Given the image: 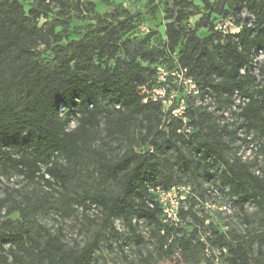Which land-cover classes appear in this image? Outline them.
<instances>
[{"label":"trees","instance_id":"16d2710c","mask_svg":"<svg viewBox=\"0 0 264 264\" xmlns=\"http://www.w3.org/2000/svg\"><path fill=\"white\" fill-rule=\"evenodd\" d=\"M58 1L67 7L66 1ZM201 1L209 10L198 21L210 26L205 36L187 26L191 1L163 0L168 22L166 43L160 48L145 42L134 46L123 37L132 29L129 18L134 16L127 10L114 11L109 21L99 19L100 37L63 43L56 31L60 19L50 21L52 0L32 1L28 8L24 0H0V174L16 173L27 183L43 182L50 188L38 199L27 193L11 202L0 198V264H10V254L17 264H98L95 255L102 239L123 235L117 220L137 241L146 238L138 232L143 221L159 258L180 250L185 264L200 262L201 229L212 231L210 241L228 247L224 264H264V231H219L211 221L205 223L206 216L196 214V201L183 211L185 224L174 227L162 221L158 205L150 204L155 202L152 187L190 183L203 197V184L212 180L220 191L235 196L232 202L242 210L252 201L264 227V176L230 156L236 130L220 125L213 112L195 106L191 97L187 116L193 133H179V119L161 128V103L148 97L159 85L158 64L187 68L202 91L224 107L238 91L250 98L240 112L239 127L253 132L264 152V64L259 89L253 88L254 73H241L251 51L264 50V0ZM76 8L92 11L95 4L78 0ZM242 9L251 16L243 18ZM230 14L244 21L241 31H215V20ZM41 44L54 53L53 67L37 51ZM172 59V64L166 62ZM102 120L103 142L93 145ZM54 204L68 217L79 207L100 209L96 235L83 246L69 247L62 229L52 232L38 219L39 210ZM15 211L20 213L17 220L11 218ZM244 218L252 222L249 215ZM154 258L150 252L142 262L153 264Z\"/></svg>","mask_w":264,"mask_h":264},{"label":"rangeland","instance_id":"374dc122","mask_svg":"<svg viewBox=\"0 0 264 264\" xmlns=\"http://www.w3.org/2000/svg\"><path fill=\"white\" fill-rule=\"evenodd\" d=\"M32 1L37 0H24L26 8L29 7ZM63 1L67 2V7L65 8L61 6L58 0H52V14L50 17V21L54 20V17L60 19L61 24L56 26V31L63 35V43L81 37H85L86 39L100 37L102 33L98 31L100 27L99 19L109 21V16L117 10L118 12L127 10L134 15L129 18L132 29L127 31L123 36L131 40L134 46L145 42L148 45H157L163 48L166 43L165 25L168 19L166 18V5L163 0H152L154 1L152 3L150 0H80L85 5L88 2L94 3L95 8L92 11L76 8L78 0ZM189 1L193 3V6L189 9L191 15L186 22L187 26L197 28L200 36L208 35L210 26H199L198 21L201 17L208 14L209 10L201 0ZM211 1L216 2L218 0ZM120 17L123 19L124 16L122 15ZM37 51L47 65L53 67L56 64L54 53L46 48L44 44L39 45ZM166 62L172 64L174 60L172 59ZM215 103L212 110L218 123L236 130V136L230 143V156L232 158L240 156L244 160L252 163V169L260 173L258 175L264 176V152L256 148L261 144L260 139L253 133H247L243 128H239V121L234 116L230 117L224 113L225 107L219 103L217 98H215ZM71 125H74V122ZM105 132V122L102 120L96 132V139L93 145L102 144ZM113 144L116 145L115 142ZM72 189L79 190L77 186L72 187ZM46 190H50V188L43 182L27 183L16 173L12 174L11 177L0 174V198H7L9 202L12 200H20L25 193L38 199ZM54 193L58 197V192ZM224 198L230 199L231 202L236 200L235 196H229L226 193H224ZM233 202L230 211L222 212L218 210V203H216L215 208L209 212L207 208L201 206L200 213L209 217V220L219 231H233L239 234H254L264 231V227L260 226L256 214L257 207L252 201L245 203V211L241 209L240 205L234 204ZM75 207L78 206L75 205ZM245 214L250 216L251 223L246 222L244 218ZM37 216L40 223L52 232L62 229L64 241L69 247L83 246L90 241L96 235L97 223L101 220L100 209L95 206H91L87 210L79 207L72 216L68 217L59 210L58 204H54L39 210ZM11 218L13 220L19 219V211L13 212ZM89 218L96 219V222L92 223ZM140 224L139 233L143 231L148 232L143 221ZM115 226L123 235L119 238L110 237V239H102L100 248L96 251L95 255L98 259V264H144L142 262V256H146L150 252L155 257L152 260L153 264H179L175 260L174 254L164 255L161 258L157 257L158 251L154 244L147 238H144L143 241H137L136 237L126 230L121 221L117 220ZM187 226V232H190L192 230V223H188ZM106 235L108 236V234ZM6 247L8 248L9 246L7 245ZM8 258L10 264H17L11 254L8 255Z\"/></svg>","mask_w":264,"mask_h":264},{"label":"built area","instance_id":"2783aa9c","mask_svg":"<svg viewBox=\"0 0 264 264\" xmlns=\"http://www.w3.org/2000/svg\"><path fill=\"white\" fill-rule=\"evenodd\" d=\"M241 16L247 18L251 15L246 9H242ZM243 24L244 21L242 19L238 20L235 14H230L216 19L213 29L222 35L237 34L241 31ZM263 64L264 50L253 49L250 53L248 64L241 68L242 74L248 69L256 76V81L253 85L254 89H259L263 85V76L260 74V67ZM155 74L159 85L151 91H148L150 94L148 97L153 101L161 103V108L164 113V120L161 128H167L171 120L179 119L182 121V126L179 127L177 131L184 134L193 133L194 128L188 124L187 98L191 97L195 106H200L207 111L213 112L212 109L214 108V104H216L215 97L212 96L209 91L203 92L198 83L187 75V68L185 67L177 66L175 68H170L164 64H158ZM148 97L145 98V101H147ZM249 99L248 96L241 95L238 91H235L233 102L225 107L224 113L230 117L234 116L237 121H239L238 124L240 125L242 121V118L239 116L240 112ZM231 120L233 119L231 118ZM259 147L260 145L256 148L258 149ZM236 157H239L244 162L250 163L240 156ZM254 172H256V170H254ZM203 186L206 188L203 197L199 194L195 186L190 183H176L169 188H163L161 186L152 187L150 190L155 195V202L150 204L152 206L154 204L158 205L161 208L162 221L174 227L185 224V219L182 214L183 211L189 209L192 201H196L193 210L199 217H204L203 213H200L201 206L207 208L209 212L211 209L215 208L216 203H218V210L222 212L231 210V200L224 198V193L220 191L219 187L213 183L212 180L205 182ZM186 220L192 219L188 215ZM205 223L207 225L210 223L209 217H206ZM164 232L165 231L162 230V233ZM142 234H144L146 238L149 237V233L146 231H143ZM214 236L211 230L203 233L200 229L199 239L203 242L204 257L197 264H224L228 255V247L210 241L208 237ZM174 257L179 264H185L180 250L174 253Z\"/></svg>","mask_w":264,"mask_h":264}]
</instances>
